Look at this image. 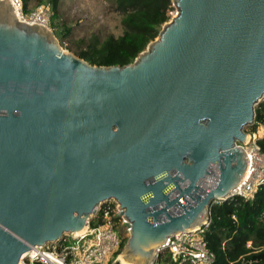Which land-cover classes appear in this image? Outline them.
<instances>
[{"label":"water","instance_id":"water-1","mask_svg":"<svg viewBox=\"0 0 264 264\" xmlns=\"http://www.w3.org/2000/svg\"><path fill=\"white\" fill-rule=\"evenodd\" d=\"M126 65L92 64L0 0V264L84 232L115 199L119 255L152 264L246 176L264 99V0H173Z\"/></svg>","mask_w":264,"mask_h":264},{"label":"trees","instance_id":"trees-1","mask_svg":"<svg viewBox=\"0 0 264 264\" xmlns=\"http://www.w3.org/2000/svg\"><path fill=\"white\" fill-rule=\"evenodd\" d=\"M31 0H23L27 10ZM48 3L52 9V28L59 39L62 31L53 22L58 15L60 0H37ZM116 10L122 16V34L109 35L103 41L95 39L82 47L77 55L97 65H126L146 49L161 32L163 25L171 19L173 0H115ZM70 28L66 29V33ZM65 33V34H66ZM61 42V40H60ZM61 45H63L61 43ZM256 123L264 125V100L256 107ZM264 151V137L258 139ZM98 221L92 219L91 225ZM203 237L208 248L215 254L212 264H264V184L259 186L252 198L234 196L220 200L210 208L209 225L203 227ZM251 242V246H248ZM125 246L123 241L120 251ZM163 263L177 264L172 253L159 256Z\"/></svg>","mask_w":264,"mask_h":264},{"label":"built area","instance_id":"built-area-1","mask_svg":"<svg viewBox=\"0 0 264 264\" xmlns=\"http://www.w3.org/2000/svg\"><path fill=\"white\" fill-rule=\"evenodd\" d=\"M12 1L20 19L28 23H40L52 29L53 12L48 3H39L26 10L23 0ZM258 139L255 133H250L247 142L240 143L249 158V165L245 178L229 198H252L259 186L264 184V151L258 144ZM93 219L98 221L97 224L89 223L84 232H68L56 241L28 250L19 264H105L111 254L121 249L124 241L118 225L122 224L128 231L130 229L127 220L120 214V205L115 199L102 202ZM208 225L209 222L203 227ZM203 227L170 237L159 249L152 264H172L170 261H160V254L165 252L172 253L177 264H212L215 254L208 248L203 237ZM248 246H251V242H248ZM119 260L120 257L117 256L112 262L117 263Z\"/></svg>","mask_w":264,"mask_h":264},{"label":"rangeland","instance_id":"rangeland-1","mask_svg":"<svg viewBox=\"0 0 264 264\" xmlns=\"http://www.w3.org/2000/svg\"><path fill=\"white\" fill-rule=\"evenodd\" d=\"M37 4V0H31L29 7L33 8ZM59 8L58 15L53 19V22L62 31V37L59 40H61L65 50L71 51L76 55L80 48L95 42L96 38L103 41L109 35L118 36L123 32L122 16L116 10L115 0H60ZM170 14L171 19L177 14L176 6H174V10ZM67 28H70L68 33H66ZM245 130L251 133L252 126H246ZM118 226L122 231L126 245L130 237V231L125 229L122 224ZM117 253L111 254L105 264H125L122 256H120L119 262H112L114 258L120 255H117Z\"/></svg>","mask_w":264,"mask_h":264},{"label":"crops","instance_id":"crops-1","mask_svg":"<svg viewBox=\"0 0 264 264\" xmlns=\"http://www.w3.org/2000/svg\"><path fill=\"white\" fill-rule=\"evenodd\" d=\"M251 133H255L258 138H263L264 137V125H259L256 132H251Z\"/></svg>","mask_w":264,"mask_h":264},{"label":"bare ground","instance_id":"bare-ground-1","mask_svg":"<svg viewBox=\"0 0 264 264\" xmlns=\"http://www.w3.org/2000/svg\"><path fill=\"white\" fill-rule=\"evenodd\" d=\"M27 252V251H26ZM26 252L22 255V256H24L25 254H26ZM22 258V257H21ZM21 260V259H20ZM122 260H123V262H125V264H131V263H129V262H127V261H125L124 259H123V257H122ZM121 260V261H122Z\"/></svg>","mask_w":264,"mask_h":264}]
</instances>
